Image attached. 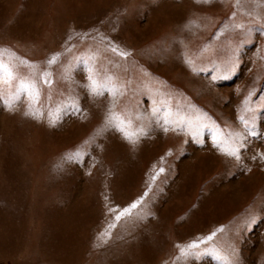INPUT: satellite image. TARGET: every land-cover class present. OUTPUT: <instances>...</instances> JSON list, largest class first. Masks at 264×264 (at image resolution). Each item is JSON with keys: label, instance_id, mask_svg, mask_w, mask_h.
Here are the masks:
<instances>
[{"label": "rangeland", "instance_id": "1", "mask_svg": "<svg viewBox=\"0 0 264 264\" xmlns=\"http://www.w3.org/2000/svg\"><path fill=\"white\" fill-rule=\"evenodd\" d=\"M261 27L264 0H0L3 58L40 81L38 100L10 105L18 80L2 85L0 264H222L211 248L264 264ZM250 93L261 136L236 160L212 131L247 136ZM30 103L42 115H25ZM169 112L207 127L165 125ZM112 113L145 134L129 140ZM193 241L200 255L183 256Z\"/></svg>", "mask_w": 264, "mask_h": 264}, {"label": "snow or ice", "instance_id": "2", "mask_svg": "<svg viewBox=\"0 0 264 264\" xmlns=\"http://www.w3.org/2000/svg\"><path fill=\"white\" fill-rule=\"evenodd\" d=\"M205 3L211 2V0H203ZM238 3V0H237ZM237 27H243V25H237ZM261 31H264V27H261ZM249 35L251 33L249 32ZM115 51V49H113ZM57 55H53L51 59L48 61L49 64H54L57 61ZM119 55L124 57L127 56V52H119ZM18 59L14 56H9L7 62L3 58V50H0V98H3V84H8L11 86L13 84V81L18 80V84L16 86L15 92L12 93L11 99H5L4 103L6 105H10L12 100H18L22 95L26 94L29 98L30 101L38 100V97L40 95V81L36 78H22L18 76L16 73L15 69V63L14 61ZM191 63V60L188 61ZM21 64L26 63L25 61H20ZM235 69V64H232L228 68V72L231 73ZM88 71L90 73L89 75V80L91 81L90 87L93 92L100 94V88L104 87L105 85L100 84L93 75V68L89 66ZM49 73L44 72L42 74V82L44 84H49L50 80L48 79ZM221 77H216L214 76L213 79H219ZM224 78H227L226 76ZM111 79V78H109ZM112 92L113 95L116 96L117 94L122 95L123 93L119 91L114 85L112 87ZM255 93H250L249 96L245 99L244 105H245V111H248L251 113V116L249 119H245L243 116L240 117L242 123L245 126V132L247 133V136L244 133H229L226 138L223 139H218V135L220 134L218 130L214 129L212 131V136L214 143L216 144L217 147L221 148V150L229 157H233L236 160L241 159V150L246 149L247 147V140L249 137H254V138H259L261 136V133L257 130V109L252 108L250 105L251 97ZM261 99H264V97H261ZM153 109L152 113L153 115H157L160 111L158 107H156V102L153 101ZM264 107V105H262ZM25 115H31L34 117H38L39 115H42V113L37 109L33 110L32 109V104H29V111L25 113ZM171 113H167L163 119H164V124L167 125L169 123H173L176 125L178 129H184L187 128L190 131H192V134L195 136H199V129L202 127H207V125L197 124L196 127H193L192 121L189 120L187 117H182L180 116V113L177 112L176 116L177 119L171 120L169 119V116ZM115 122V126L119 128L120 131L125 133V136L134 142L136 138H138V135H143L144 129L140 128L138 131L137 130H129L130 126L132 125V120L131 119H123L120 116H118L115 113H112L109 117V124H112ZM167 131V128L165 127L164 129ZM201 142L202 141H199ZM82 153L76 152L73 154L68 155L69 160H77L79 161L81 158ZM262 158H264V154H262ZM255 159V157H253ZM160 171H164L163 168L160 169ZM154 179V178H153ZM139 204V201L134 202L131 204L129 207L123 209L122 211H119L118 214L116 215L115 219L116 221H119L122 216H127L131 214V210L136 208L137 205ZM256 218L253 217L252 220L250 221L251 223H255ZM115 227L114 224L109 225V228ZM216 235L215 232L210 234L208 237H206V240H212V238ZM203 243V241H193L192 243L188 244L187 246L181 247L180 252L183 256H189V255H200L199 252H194L193 250L197 249L198 244ZM206 252H209L213 255H216L218 259L221 260L222 264H233V262L227 257V256H220L218 251L215 248L211 249H206Z\"/></svg>", "mask_w": 264, "mask_h": 264}]
</instances>
